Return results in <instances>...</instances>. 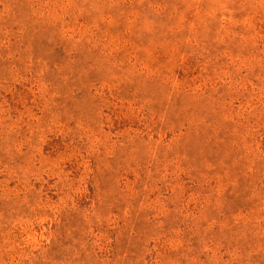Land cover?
<instances>
[{"label": "rangeland", "instance_id": "rangeland-1", "mask_svg": "<svg viewBox=\"0 0 264 264\" xmlns=\"http://www.w3.org/2000/svg\"><path fill=\"white\" fill-rule=\"evenodd\" d=\"M0 264H264V0H0Z\"/></svg>", "mask_w": 264, "mask_h": 264}]
</instances>
